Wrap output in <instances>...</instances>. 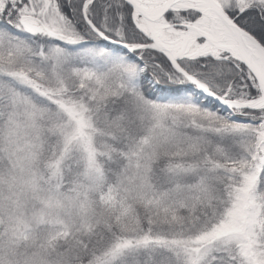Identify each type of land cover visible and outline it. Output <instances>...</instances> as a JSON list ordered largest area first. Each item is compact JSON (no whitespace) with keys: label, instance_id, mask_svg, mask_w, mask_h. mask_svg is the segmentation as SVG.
<instances>
[{"label":"snow or ice","instance_id":"snow-or-ice-1","mask_svg":"<svg viewBox=\"0 0 264 264\" xmlns=\"http://www.w3.org/2000/svg\"><path fill=\"white\" fill-rule=\"evenodd\" d=\"M0 264H264V0H0Z\"/></svg>","mask_w":264,"mask_h":264}]
</instances>
